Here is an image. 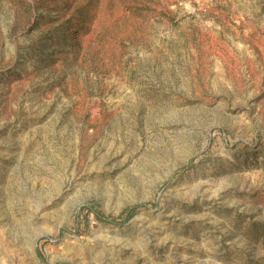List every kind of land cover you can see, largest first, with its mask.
<instances>
[{"label":"rangeland","instance_id":"374dc122","mask_svg":"<svg viewBox=\"0 0 264 264\" xmlns=\"http://www.w3.org/2000/svg\"><path fill=\"white\" fill-rule=\"evenodd\" d=\"M0 264H264V0H0Z\"/></svg>","mask_w":264,"mask_h":264},{"label":"trees","instance_id":"16d2710c","mask_svg":"<svg viewBox=\"0 0 264 264\" xmlns=\"http://www.w3.org/2000/svg\"><path fill=\"white\" fill-rule=\"evenodd\" d=\"M136 209L137 208L125 210L124 213L121 215V218H124L123 221L125 222L129 220L135 214ZM90 213H95L97 218H99V215L94 210H90L88 206H83L81 208V216L88 217Z\"/></svg>","mask_w":264,"mask_h":264}]
</instances>
